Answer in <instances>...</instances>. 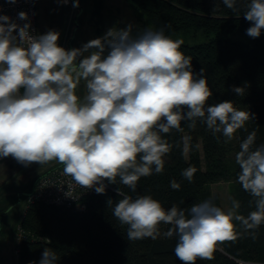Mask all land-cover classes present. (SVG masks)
I'll return each mask as SVG.
<instances>
[{"label":"clouds","instance_id":"clouds-1","mask_svg":"<svg viewBox=\"0 0 264 264\" xmlns=\"http://www.w3.org/2000/svg\"><path fill=\"white\" fill-rule=\"evenodd\" d=\"M223 3L235 9L236 0ZM243 17L250 22L246 34L259 38L264 0H248ZM18 18L27 20V13H18ZM30 28V23L20 26L0 15V158L11 157L25 167L55 161L76 184L97 194L106 192L105 181L115 184L117 177L135 191L141 177L163 170L169 146L161 133L180 129L184 120L193 127L200 119L213 134L231 139L253 119L230 100L209 105L213 93L205 68L194 72L192 58L180 51L183 41L162 30L133 36L129 24L66 50L58 44L59 32L33 35ZM81 81L83 97L76 91ZM232 91L245 93L243 87L233 86ZM254 142L253 132L236 156L238 182L256 198L255 210L246 218L209 201L188 210L175 205L165 209L150 195L133 199L118 188L123 198L113 216L127 225L129 240L155 239L162 223L171 225L166 235L178 237L174 252L182 264L212 259L217 243L237 238L234 220L249 230L264 224V145L252 150ZM194 172L189 167L181 175L191 182ZM171 187L179 185L173 181ZM107 203L112 205V200ZM233 208H239L238 201ZM58 260L53 249L44 248L38 264Z\"/></svg>","mask_w":264,"mask_h":264},{"label":"trees","instance_id":"trees-1","mask_svg":"<svg viewBox=\"0 0 264 264\" xmlns=\"http://www.w3.org/2000/svg\"><path fill=\"white\" fill-rule=\"evenodd\" d=\"M126 1L152 31L162 30L173 40L183 41L180 51L192 58L194 72L205 68L204 75L213 93L209 105L230 100L236 107L253 114V119L236 130L231 139L220 132L213 134L200 119L193 127L184 120L180 129L161 133L169 146L162 157L163 170L141 177L135 191L117 177L104 194L86 196L83 210L40 201L28 204L19 221L27 237L19 247L17 264H38L44 248L57 253V264H182L174 252L178 237L166 235L171 225L162 223L155 239L127 238V225H122L112 214L115 204L123 198L117 195V188L133 199L150 195L165 209L175 205L188 210L205 201L221 208L209 185L222 179L230 180V200L232 204L239 202L234 212L246 218L255 210L256 198L238 182L240 168L236 159L234 166L227 161L232 140L236 156L242 142L253 132L252 150L264 145V31L255 39L246 34L250 22L243 14L248 0H236L235 9L226 7L223 0ZM78 8L75 31L83 12L81 5ZM102 8V0H95L91 16L101 18ZM233 86L243 87L244 95L235 94ZM189 167L195 169L191 182L181 175ZM173 181L179 185L178 189L171 187ZM109 199L112 200L110 206ZM234 224L237 238L217 243L219 248L215 246L212 259L197 258L196 264H264V224L254 230L246 229L241 221L234 220Z\"/></svg>","mask_w":264,"mask_h":264},{"label":"rangeland","instance_id":"rangeland-1","mask_svg":"<svg viewBox=\"0 0 264 264\" xmlns=\"http://www.w3.org/2000/svg\"><path fill=\"white\" fill-rule=\"evenodd\" d=\"M93 2L95 0H79L83 12L79 17L75 36L71 40L72 49L81 48L96 37L102 38L109 29H123L129 24L132 25L133 36L145 30L152 31V27L143 24L139 14L126 0H102L101 18L91 16ZM71 3V0H67V3L63 0H37L38 35L49 30L59 32L58 44L66 50L70 48L68 44L77 26L74 18L79 10ZM76 91L83 97L86 94L85 84L83 89L77 88ZM229 147L227 161L229 165L234 166L233 162L236 159L234 140ZM56 164L58 163L53 161L43 166L33 163L25 167L11 157L4 158L0 162V264H17L14 236L27 205V193L31 190L33 181ZM231 185L230 180L223 179L209 185L212 194L218 197L221 209L225 212L235 210L230 200ZM216 247L219 248V245L217 244Z\"/></svg>","mask_w":264,"mask_h":264},{"label":"built area","instance_id":"built-area-1","mask_svg":"<svg viewBox=\"0 0 264 264\" xmlns=\"http://www.w3.org/2000/svg\"><path fill=\"white\" fill-rule=\"evenodd\" d=\"M20 12L27 13L28 19L20 20L18 18ZM0 15L9 16L20 26L30 23V32L33 35H38L37 0H16L15 3H11L9 0H0ZM3 159L0 158V162ZM104 183L106 189L111 188L107 181ZM93 193H96L94 188H83L76 184L71 177L66 176L63 173V165L60 164L37 177L33 188L27 193V205L40 201L52 205L74 206L79 210H83L85 208L83 199ZM26 237V231L19 224L14 236L16 253L19 252V247Z\"/></svg>","mask_w":264,"mask_h":264},{"label":"crops","instance_id":"crops-1","mask_svg":"<svg viewBox=\"0 0 264 264\" xmlns=\"http://www.w3.org/2000/svg\"><path fill=\"white\" fill-rule=\"evenodd\" d=\"M84 84H85V82H84V81H81L80 84H79V86H78V89H79V88L83 89V85H84ZM57 165H60V164H56V165H54V166H52V167H55V166H57ZM52 167L48 168V170L51 169ZM46 171H47V170H46ZM33 186H34V185H33Z\"/></svg>","mask_w":264,"mask_h":264},{"label":"water","instance_id":"water-1","mask_svg":"<svg viewBox=\"0 0 264 264\" xmlns=\"http://www.w3.org/2000/svg\"><path fill=\"white\" fill-rule=\"evenodd\" d=\"M71 2H72V4H73V0H71ZM80 10H81V9H80ZM76 24H77V23H76ZM74 31H75V30H74ZM74 31H73V32H74Z\"/></svg>","mask_w":264,"mask_h":264}]
</instances>
